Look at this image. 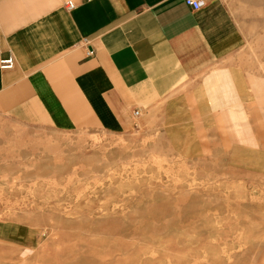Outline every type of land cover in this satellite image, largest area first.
Segmentation results:
<instances>
[{
    "label": "rangeland",
    "instance_id": "obj_1",
    "mask_svg": "<svg viewBox=\"0 0 264 264\" xmlns=\"http://www.w3.org/2000/svg\"><path fill=\"white\" fill-rule=\"evenodd\" d=\"M237 4L251 38L241 66L264 79V0ZM213 132L157 119L14 143L0 264H264V142Z\"/></svg>",
    "mask_w": 264,
    "mask_h": 264
},
{
    "label": "crops",
    "instance_id": "obj_2",
    "mask_svg": "<svg viewBox=\"0 0 264 264\" xmlns=\"http://www.w3.org/2000/svg\"><path fill=\"white\" fill-rule=\"evenodd\" d=\"M238 15L237 0H0V58H15L0 67V176L19 173L13 144L38 132L54 143L162 119L263 143L264 79L241 66L251 38Z\"/></svg>",
    "mask_w": 264,
    "mask_h": 264
},
{
    "label": "built area",
    "instance_id": "obj_3",
    "mask_svg": "<svg viewBox=\"0 0 264 264\" xmlns=\"http://www.w3.org/2000/svg\"><path fill=\"white\" fill-rule=\"evenodd\" d=\"M186 2L192 8L200 9L201 7L205 5L207 0H186ZM67 4L70 9L75 7L74 3L71 1H69ZM92 53H93L92 50H89L88 55H91ZM14 65H15V58L12 55L0 58V67L2 69H11L14 67ZM139 113L140 112L137 110L136 114H139Z\"/></svg>",
    "mask_w": 264,
    "mask_h": 264
},
{
    "label": "bare ground",
    "instance_id": "obj_4",
    "mask_svg": "<svg viewBox=\"0 0 264 264\" xmlns=\"http://www.w3.org/2000/svg\"><path fill=\"white\" fill-rule=\"evenodd\" d=\"M234 42H235V38H234V40H233Z\"/></svg>",
    "mask_w": 264,
    "mask_h": 264
}]
</instances>
